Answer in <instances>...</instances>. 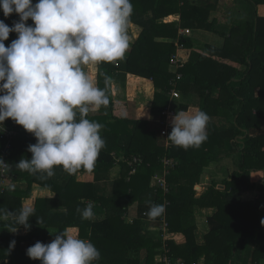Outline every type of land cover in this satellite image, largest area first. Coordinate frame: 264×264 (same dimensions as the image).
Here are the masks:
<instances>
[{
    "label": "trees",
    "instance_id": "16d2710c",
    "mask_svg": "<svg viewBox=\"0 0 264 264\" xmlns=\"http://www.w3.org/2000/svg\"><path fill=\"white\" fill-rule=\"evenodd\" d=\"M131 3L130 23L141 28L139 35L123 61L97 66L96 83L105 89L110 103L88 115L104 125L101 135L106 141L94 171L69 175L57 167L53 177L42 180L16 169L21 158H31L27 149L36 138L10 118L4 121L0 157L12 169L0 174V207L18 212L23 198L31 196L33 184L53 191L55 197L36 200L25 236L12 232L19 227L15 222L0 221V264H41L30 259L26 250L37 241L50 243L48 228L52 236L66 231L90 240L101 253L97 264H157L164 246L170 257L187 264L200 260L264 264V16L258 14L264 0H233L231 15L224 22H239L230 30L217 13L221 0ZM0 20L11 27L19 17L6 18L0 10ZM183 28L216 34L224 43H201L193 35H183ZM16 38V33H10L5 45ZM186 48L191 52L182 55L180 50ZM173 56L182 61L174 63ZM128 74L152 80L151 113L161 122L168 108L205 111L210 117L207 141L198 149L184 150L167 139L171 127L164 134L151 129L148 120L131 118L125 94ZM105 77L110 78L107 83ZM172 89L178 97L171 96ZM137 156L141 163L134 162ZM226 156H234L237 169L197 195L205 168ZM164 158L174 162L165 173L169 191L156 183V175L166 170ZM84 174H92L94 180H80ZM23 183L25 189L8 190ZM248 191H256V197L246 198ZM149 201L164 204V215L150 220ZM88 203L95 212L91 221L81 219L76 211ZM197 208L215 212L201 218ZM36 219L42 222L37 224ZM153 221L167 224L168 238L163 239L162 225L154 227ZM198 230L203 243L198 241ZM178 235L184 237L182 242ZM13 240L15 247L9 251Z\"/></svg>",
    "mask_w": 264,
    "mask_h": 264
},
{
    "label": "clouds",
    "instance_id": "9594fccd",
    "mask_svg": "<svg viewBox=\"0 0 264 264\" xmlns=\"http://www.w3.org/2000/svg\"><path fill=\"white\" fill-rule=\"evenodd\" d=\"M0 10L6 18L19 17L11 27L0 20V128L4 131L3 123L10 118L36 138L27 149L31 158H21L15 168L42 180L53 177L57 167L69 175L94 171L106 141L104 125L88 115L108 106L110 98L85 69L125 59L131 0H0ZM29 19L33 24H27ZM10 33L17 38L6 46ZM209 122L203 110H178L167 139L184 150L198 149L208 139ZM11 169L0 157V174ZM8 190L14 191L15 185ZM148 203L150 220L164 215V204ZM76 211L83 220L95 219L92 203ZM34 216L30 205L18 212L0 207V221L11 220L26 231ZM15 243L10 242L9 251ZM26 255L41 264H97L101 259L90 240L66 231L50 243L37 241Z\"/></svg>",
    "mask_w": 264,
    "mask_h": 264
},
{
    "label": "crops",
    "instance_id": "0c3cea01",
    "mask_svg": "<svg viewBox=\"0 0 264 264\" xmlns=\"http://www.w3.org/2000/svg\"><path fill=\"white\" fill-rule=\"evenodd\" d=\"M235 2V1H234ZM234 5L233 0H221L220 3V8L217 10L218 16L222 17V22L226 21L229 16L231 15V11H232V6ZM215 14V13H214ZM258 14L260 16H264V5L259 6L258 7ZM238 20V19H237ZM237 20L232 19V21H227L224 22L225 27H227V30H230V27L237 22ZM190 29V28H189ZM183 30V29H182ZM181 30V31H182ZM131 33H132V29H131V24L129 25V30H128V34L129 37H131ZM199 42L201 43H206V44H212L215 46H221L224 43V39H222L220 36L210 33V32H206V31H202V30H192V34ZM137 37V36H136ZM135 37V38H136ZM134 38V40H135ZM133 39L129 40L130 45L133 43L134 41ZM197 46V45H196ZM199 48H204L203 45L197 46ZM130 51V48L128 50V52ZM127 52V53H128ZM182 55H186L188 52H191V49H181L180 50ZM95 71L97 72V65L95 66ZM95 72V73H96ZM96 77V76H95ZM94 80V79H93ZM96 81V78L94 80ZM128 100H129V106H130V117L131 118H136V119H143V120H148L150 122V127L152 126L153 120L156 121L157 123H160V125H162V122L159 120V118L155 117L152 115L151 111H152V103L154 100V96H155V87L153 85L152 80L141 77V76H136L133 74H128L127 76V86H126V92H125ZM175 104V102H172V106ZM184 109V108H183ZM189 110H199L198 108H191ZM175 113L177 112V109L173 110ZM145 113V115H144ZM175 115V114H174ZM149 116L151 118H149ZM173 117V116H172ZM172 117L168 118V125L167 124H163L162 126H168L166 128V130L164 131V134H166L168 132V130L171 127V119ZM152 129V128H151ZM163 132V131H162ZM229 157H224L223 159H221V162H225V161H232L231 159H228ZM233 165V169L230 167L229 164H226L227 166H229L231 173L237 169V165L235 164V162H231ZM218 164V162H213L211 165L216 166ZM210 165V166H211ZM206 167L204 170V173L202 174L201 180H200V192L197 193V195H201L207 187H209L215 180L212 179V181H210L207 184L205 183V180H207V177L205 176V173L207 171V169L211 168V167ZM117 167L113 170L115 173ZM216 173V172H215ZM213 178V177H211ZM210 178V179H211ZM228 178L227 177H223V179L220 181L222 182L224 179ZM80 180H85V181H93V175L92 174H84L81 176V178H79ZM113 181V180H112ZM204 182V183H203ZM217 182V181H216ZM219 182V181H218ZM15 188H22L25 189L26 188V184H18V186H16ZM252 192V191H249ZM257 195L256 191H253L252 193H246L245 196L248 199H254ZM55 197V193L45 187H42L38 184H33L32 189H31V196L27 197V198H23L22 203L23 205H30L35 207L36 205V200L38 198H54ZM215 212V210L213 208H204V209H196V213L197 215L201 218H206L207 216L213 214ZM203 222V221H201ZM47 233H48V240L50 242H52L53 238H55V235L52 236L50 233L51 228L47 229ZM16 235L19 236H25L28 233V230L26 231L24 229V227H19L18 230L15 232ZM197 235H198V241H202L203 240V233L201 230L197 231ZM178 242H182L184 240V237L182 235H178ZM180 238V239H179ZM203 243V242H202Z\"/></svg>",
    "mask_w": 264,
    "mask_h": 264
},
{
    "label": "built area",
    "instance_id": "2783aa9c",
    "mask_svg": "<svg viewBox=\"0 0 264 264\" xmlns=\"http://www.w3.org/2000/svg\"><path fill=\"white\" fill-rule=\"evenodd\" d=\"M182 34L183 35H191L192 34V30L189 29V28H185V29H183ZM172 61L174 63H178V62H181L182 60L178 56H173L172 57ZM171 96L172 97H178L179 96L178 91L176 89H172ZM174 114H175V112L173 111L172 108H168L165 111H163V115H165L166 118H165V120L162 121V124H167L168 125V118L174 116ZM0 129H3V128H0ZM134 162L135 163H141L142 162V158H140V157L137 156V157L134 158ZM163 162H164V164L166 166V170L163 173V175H156V183L164 191H169V188L170 187L167 184V181H166V178H165V173L167 172V169L171 165L174 164V162H172L171 160L166 159V158L163 159ZM136 170H137V167H135L132 172H136ZM163 225H164V226H162V230L164 231L163 239H166V238H168L167 224L164 222ZM158 260H159V262H157V264H159V263L160 264H187L184 261H177L174 258L170 257V255H169V249L167 247H165V246L162 248V253L158 257ZM192 264H205V261L204 260L203 261L200 260V261L195 262V263H192Z\"/></svg>",
    "mask_w": 264,
    "mask_h": 264
},
{
    "label": "rangeland",
    "instance_id": "374dc122",
    "mask_svg": "<svg viewBox=\"0 0 264 264\" xmlns=\"http://www.w3.org/2000/svg\"><path fill=\"white\" fill-rule=\"evenodd\" d=\"M131 24V23H130ZM131 29H132V33H131V37H129V40H131V39H133L134 40V38L136 37V36H138L139 35V33H140V31H141V28L140 27H138V26H136V25H133V24H131ZM183 31V30H182ZM181 31V32H182ZM198 46H200L201 44H197ZM195 49H196V47H195ZM95 66L96 65H88V66H86V72L88 73V75H89V77L91 78V79H94L95 80V76H97V72L95 71ZM96 72V73H95ZM184 110V109H183ZM130 113V112H129ZM153 120V123H152V126H151V128L152 129H156V130H159L160 132H162V133H164V131L166 130V128L168 127V126H162V125H160V123H157L156 121H154L155 119H152ZM227 157H229V156H227ZM221 159H223V158H221ZM220 159V160H221ZM228 159H231L233 162H235V160H234V156H231V157H229ZM220 160H218L217 162H218V164L216 165V166H214V165H211L210 167L211 168H209V169H207V171H206V173H205V176L207 177V180H205V183L204 184H207L208 185V183L210 182V181H212V179H214L215 181H221L222 179H223V177L225 176V177H229L230 176V174H231V170H230V168H229V166H227L226 164H229L230 165V167L233 169V165H232V161H225V162H221ZM118 169H116V171H117ZM216 172V173H215ZM211 177H213V178H211ZM211 178V179H210ZM198 192H200V186L198 187V190H197ZM253 192V191H252ZM252 192H246L247 194L248 193H252ZM152 225L154 226V227H157L156 225H162V226H164L163 224H158L157 222H155V221H153L152 222ZM177 237V239H178V237L179 236H176ZM54 239V238H53ZM180 239V238H179ZM200 242H203V240L202 241H200Z\"/></svg>",
    "mask_w": 264,
    "mask_h": 264
},
{
    "label": "water",
    "instance_id": "95a60500",
    "mask_svg": "<svg viewBox=\"0 0 264 264\" xmlns=\"http://www.w3.org/2000/svg\"><path fill=\"white\" fill-rule=\"evenodd\" d=\"M184 108V110H187V107H183Z\"/></svg>",
    "mask_w": 264,
    "mask_h": 264
}]
</instances>
